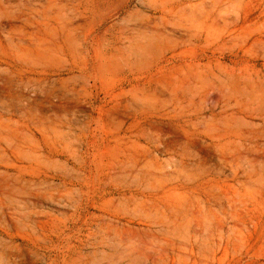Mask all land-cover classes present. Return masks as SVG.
<instances>
[{
    "label": "rangeland",
    "instance_id": "rangeland-1",
    "mask_svg": "<svg viewBox=\"0 0 264 264\" xmlns=\"http://www.w3.org/2000/svg\"><path fill=\"white\" fill-rule=\"evenodd\" d=\"M0 264H264V0H0Z\"/></svg>",
    "mask_w": 264,
    "mask_h": 264
}]
</instances>
